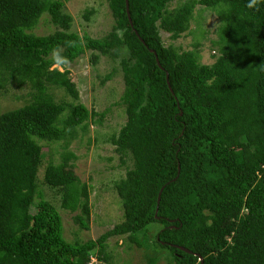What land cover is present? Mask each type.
<instances>
[{"label": "trees", "instance_id": "16d2710c", "mask_svg": "<svg viewBox=\"0 0 264 264\" xmlns=\"http://www.w3.org/2000/svg\"><path fill=\"white\" fill-rule=\"evenodd\" d=\"M171 1L128 0L129 22L125 0H106L114 26L91 38L71 31L62 0H0L1 75L28 79L31 92L0 115V264H111L110 238L142 248L135 236L153 224L167 264H264V0H185L169 9ZM196 7L224 24L210 65L160 36L181 38ZM43 16L54 31L36 35ZM88 52L92 64L121 59L126 122L108 142L131 167L114 184L123 222L95 241L69 243L38 174L46 165L59 210L78 212L73 221L87 231L88 187L66 150L105 113L80 103L68 71L55 66ZM55 90L68 101H55ZM61 142L56 163L51 146Z\"/></svg>", "mask_w": 264, "mask_h": 264}, {"label": "rangeland", "instance_id": "374dc122", "mask_svg": "<svg viewBox=\"0 0 264 264\" xmlns=\"http://www.w3.org/2000/svg\"><path fill=\"white\" fill-rule=\"evenodd\" d=\"M64 11L72 18L71 31L82 36L87 34L91 38H101L111 31L114 21L106 0H62ZM185 0H172L168 8L173 9ZM91 12L89 21L84 15ZM223 23L215 14L207 9L196 7L190 21L189 30L178 40L171 41L169 36L160 33L165 46L173 45L181 51H192L198 55L199 63L212 64L219 56L222 48L219 44ZM54 31L48 17L43 16L34 33L48 35ZM219 44V46H218ZM91 53H86L72 63L64 62L62 66H55L60 71H68L79 96V102L89 111L105 113L102 123H90L86 134L80 130L77 138L67 147V152L76 157L73 173L81 184H86L89 191V229H79L73 221L78 214H71L59 210L60 196L57 189L45 185L43 179L45 166L38 174V182L46 200L58 209L63 224V234L67 242L95 241L107 231L123 222V210L119 197L114 190V184L124 177L131 167L129 156H126V165L120 164L119 156L114 147L108 142L111 135L117 134L126 122L125 108L121 105L123 94V74L120 61L100 57L96 64L90 60ZM121 58H126L123 54ZM0 70V115L18 109L30 98L28 79L13 74L1 75ZM110 78L105 81V78ZM62 90L53 91L52 95L57 102L68 101ZM24 99V101H23ZM27 99V100H26ZM97 120V118H96ZM63 143L51 146L53 160L59 161V154L63 151ZM46 163V162H45ZM160 225H150L145 232L137 234L135 238L143 244L137 247L128 241L127 236L110 238L107 241V252L111 256V264H167L169 252L155 245V235ZM90 264H95L92 259Z\"/></svg>", "mask_w": 264, "mask_h": 264}, {"label": "water", "instance_id": "95a60500", "mask_svg": "<svg viewBox=\"0 0 264 264\" xmlns=\"http://www.w3.org/2000/svg\"><path fill=\"white\" fill-rule=\"evenodd\" d=\"M125 5H126V13H127V17H128V20L130 22V16H129V12H128V0H125ZM131 24V23H130ZM168 79V76L166 75V80ZM160 195H161V191L159 192L158 194V198H157V204L159 202V199H160ZM179 250H182V251H185V252H188L187 250L183 249V248H180L178 247ZM201 264V263H200Z\"/></svg>", "mask_w": 264, "mask_h": 264}]
</instances>
